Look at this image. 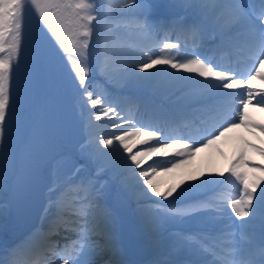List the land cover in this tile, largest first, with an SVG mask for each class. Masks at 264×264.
<instances>
[{"label":"snow or ice","instance_id":"1","mask_svg":"<svg viewBox=\"0 0 264 264\" xmlns=\"http://www.w3.org/2000/svg\"><path fill=\"white\" fill-rule=\"evenodd\" d=\"M97 2L0 0V188L9 170L16 164V155L11 149L13 122L26 120L27 135L31 132L33 120L35 101L29 103L27 99L31 94V86H22L19 79L26 9L34 10L47 30L48 35L44 40L50 36L59 52L63 53V59L70 64L75 74L80 103L82 106H90L91 118L101 121L103 117H108L114 129L122 127L116 123L118 120L123 119L127 124L122 134H113L110 138L100 137L98 143L82 147V152L91 149L90 156L98 162L94 174L80 176L81 166L75 168L63 181L50 185L46 212L51 211L52 215L47 227L12 246L7 261L0 259V264H39L38 261L25 258L37 240L46 243L47 251L55 257L53 264H96L91 259L94 255L106 248L115 252V234L108 227L114 223V210L107 200L106 177L109 170L119 178L124 189L138 194L143 198L142 202L156 205L154 215L157 219L152 222L153 230L160 218L183 220L195 218L201 213L227 215L229 208L239 218L238 224L233 222L239 233L254 229L259 221L262 238L259 260L242 255L243 250L237 243L236 233L229 228L218 239L211 241L201 234L177 235L174 247L187 253L186 258L157 264H264V180L250 183L246 173L239 171L242 163H248L244 161L243 154L228 170L234 180H227V183H236L237 190L235 193L229 190L215 201H201L193 196L195 189L209 182L207 179H200L199 183L196 180L182 182V185L160 191L154 182L161 168L160 163L153 161L147 167H142L145 157H151L160 149L174 144L180 147L174 156L187 158L199 147L213 145L235 128H259L264 132V125L253 123L247 115L250 104L264 108V89H256L252 85V80L256 78L264 81V0H258V8L254 0H183L185 5L198 9L200 18L190 22L181 17L162 15L159 11L161 6L156 0H120V8L135 7L141 11L134 22L139 34L159 35L161 31L177 34L176 41L166 38L160 49L162 53L164 50L176 49L174 55L153 56L149 51L141 50L142 58L131 57L122 61L120 80L127 86L136 89L155 88L162 95L178 97L177 106L168 109L144 101L145 107H150L155 117L149 123L136 122L131 111L127 117H122V105L112 102L114 97L96 91L93 80L89 78L93 70V48L90 45L95 50V70L109 80L113 78L115 48L112 30L106 28L101 33L99 29L116 9L112 0H108L105 15L101 16L97 11ZM185 34L192 39L190 50L187 43L182 45L180 42V37ZM241 36L245 38L244 47L251 61L247 73L221 64L214 55L208 54L223 49L226 44L239 40ZM42 64L43 54L38 57V66ZM129 103L135 104L137 101ZM109 113L112 116H108ZM206 118H211L213 125L199 139L191 133L183 132V129L191 128L197 122L206 123ZM141 135L148 139L136 143L146 147L134 153L135 145L130 143L131 138ZM44 140L42 134L37 145L25 157L26 168ZM182 162L183 159L167 161L163 170H169L168 164L178 167ZM253 167L264 171V167ZM219 175L223 177L224 173ZM149 193L161 199L154 200ZM170 197L172 200H169ZM177 202L182 206L176 207ZM4 207L0 202V211ZM62 233L65 234V242L61 245L55 237ZM68 233L72 234V239L67 238ZM206 254L217 259L208 261ZM104 264L120 262L107 259Z\"/></svg>","mask_w":264,"mask_h":264},{"label":"rangeland","instance_id":"2","mask_svg":"<svg viewBox=\"0 0 264 264\" xmlns=\"http://www.w3.org/2000/svg\"><path fill=\"white\" fill-rule=\"evenodd\" d=\"M112 2L116 10L108 17L106 22L100 25L99 31L102 33L106 28H111L112 30V42L115 48L112 62L113 78L109 80L95 70V50L94 46L90 45V47L93 48V70L90 72V79L93 80L96 91L102 93L104 96L114 97L115 100L112 101L114 103H117L116 99H118L120 103H123L126 99L119 98L115 94L111 95L110 87L123 92L136 88L129 87L120 80L121 68L123 66L122 61L131 57H135L137 59L142 58L143 54L141 50L149 51L153 56L174 55L177 51L176 49L164 50L163 53L160 49L162 48V44L165 42L166 38L173 42L176 40L168 37H159L156 33H152V38L151 35L139 34L137 30H135L134 22L135 19L141 15V11L135 7L120 8V0H112ZM156 2L161 6L159 9L161 14L167 15L169 18L178 14L176 9L179 7L188 8L192 11H198V9L194 7H186L187 5L183 3V0H156ZM107 4L108 0H98L97 11L101 16L105 15ZM256 7L258 8V6ZM32 12H34V10H32ZM35 34L39 37L40 44L46 52L45 56L47 60L56 51V47L53 42H51L52 40L50 36L48 37V40H44V37L48 34L45 26L41 22L38 25V29L35 31ZM181 41L188 42L189 40L182 38ZM181 44L183 45V43ZM50 47L51 49L49 50ZM190 49L191 47H189V50ZM183 50L184 49H181V51ZM35 52V56H38L39 52ZM59 59L60 65L62 64L63 66L62 71H60L58 67L57 69H47L49 71L45 72L40 82L36 86L33 85L38 89L39 93L37 96V102L32 108L33 120L31 124V135L26 145L28 156L32 148L39 142L41 135L44 134V143L35 152V157L31 160V163L35 169L49 181L50 185L57 181H63L64 178L71 175L77 167L82 166V171L80 172V176L82 177L94 174L98 166V162L94 157L90 156L91 149H89V151L82 152V147L93 145L94 142L98 143L100 137L110 138L113 134H122V130L127 128V124L124 123L123 119L116 122L122 127L114 129L111 126V121L108 120V117H103L101 121H95L91 118L89 112L90 106H82L80 103V98L75 87V74L72 73L71 66L67 60L63 59L62 52L59 54ZM143 74L144 73H141V75ZM184 75L187 74L185 73ZM61 76L64 83H62L61 80L58 81L57 79ZM258 83L261 87L264 86V81H261L259 78L252 80L253 87H255ZM148 89L155 91L164 100H166L167 104H163L160 106L161 108L168 109L169 107L174 108L177 106V96H171L170 98V94L162 95L155 88ZM151 102L157 105L155 102ZM138 109L145 110L138 111V118L146 119L148 114L153 115L152 109L150 107L146 108L144 101L139 103ZM247 115L248 119L253 123L264 125V108L256 107L255 110L247 108ZM108 116H112V113H109ZM41 117H43V121H41ZM122 117L127 116L123 115ZM14 123L17 124V127L12 130L11 149L17 156L20 146L23 144L26 136H28V134L26 135L25 133V127L28 122L25 120V122L21 124L20 120H15ZM252 129L253 132L248 133L246 137H239L242 135L241 128H235L221 136L213 145L208 147H199L198 150L194 151L193 154L187 158L174 156L175 152L180 150L179 145L174 144L172 147L160 149L151 157H145L142 167H147L149 163H153V161L157 160L160 163L161 168L158 170L154 182L157 184L160 191H166L177 185H182V182H188L190 180H196L197 183H199L200 179H207L214 182L219 173H224L226 177L230 178V180H234V178L229 176V171H225L227 169L224 164L230 163L231 166L238 158H240L241 154H243L244 161H247L248 163H242L239 171L246 173L247 179L250 183L256 180H264V171H262L261 168L253 167V165L264 167V151H261L264 150V132H261L259 128ZM145 131H147V129H145ZM146 139H148V137L144 135L131 138L130 143L135 145V147H133L134 153L141 151L146 147V145L138 144L136 142L138 140ZM251 145H255L256 147L253 148ZM173 159H183V162L180 163L178 167H171V165L168 164L167 167L169 170L164 171V164ZM15 171L16 164L14 168L9 170L5 177L3 187L0 188V202L5 205L4 209L0 211V259L4 261H7L8 259L9 249L15 245L14 243L21 239L27 230V226L20 220L9 218L7 216L6 199L8 186L15 174ZM108 172L113 173L111 170ZM106 179L108 180V204L114 210V223L110 224L108 227L109 230L115 234V252H113L111 248H106L103 252L91 257V259H94L96 264H104L105 259L119 261L120 264H129L133 261V258L131 253H129V245L131 246V244L127 237V231L125 228L128 224L130 228L136 229L140 234L144 231L142 226L137 223V214H139L137 212V207L145 202H142L143 198L140 197L136 199L138 205L135 203V207L127 206V203H124L122 197L123 194L119 191L113 190L114 183L122 187L119 178L116 176V180L114 181L113 177L109 176L106 177ZM230 185L227 190L235 193L237 190V184L233 183ZM217 187H220V184L217 185ZM258 192L259 189H257V193ZM45 194V197L49 198L48 190ZM149 196L151 198L155 197L152 196V194ZM155 198L161 199L160 197ZM146 207L148 208L147 205ZM150 209L155 212L156 205L152 204V208L150 207ZM227 211L230 212V215L229 218H226L227 220L225 222H227V224H222L223 232L231 228L232 231L236 233L237 243L240 242L242 245V255L246 256L249 252L250 244L254 242L255 238L252 237V231L250 230L246 233L238 232L237 234V230L233 222L235 221L236 224H238L239 218L234 216V213L231 212L230 208ZM128 215L133 218V221L128 220ZM200 215L197 216L199 217L198 220L196 217L185 218L183 220L160 218L155 230H153L152 225H147V237H162L158 247L160 251L158 250L156 255L159 254L162 256L164 261H172V256L185 253L177 248H172V246L174 247V240L176 236L183 235L182 230L178 229L181 226L185 228H193L200 234H204L205 237H207L205 233H215L213 228L215 227L216 217H207L202 219ZM123 217L124 220H122ZM39 219L41 221V218ZM156 219L157 218L155 217L154 221ZM197 221H199L200 224L196 227H192V225ZM134 224H137V226L134 227ZM258 224L259 221H257L254 229H257ZM202 225H205V227H202ZM63 236H65V234H63ZM67 237L73 238L71 233H68ZM13 239L18 240H15L14 242ZM168 241L170 245L167 244ZM134 246L136 249L141 251V254L144 257L147 252V248L140 241H136ZM259 252H254L256 259L257 257L260 258ZM205 258L208 261L217 259L212 257L210 254H206ZM39 262L41 263L42 260H39ZM53 262L54 261L50 262V264H53ZM157 262L158 260L151 256L150 258H145L140 264H157Z\"/></svg>","mask_w":264,"mask_h":264},{"label":"trees","instance_id":"3","mask_svg":"<svg viewBox=\"0 0 264 264\" xmlns=\"http://www.w3.org/2000/svg\"><path fill=\"white\" fill-rule=\"evenodd\" d=\"M40 24V21L38 20L37 15L32 12V9H26L25 12V18H24V27L22 29L23 32V38H22V47H21V53H20V69H19V79L21 82V85L29 84L31 86V94L28 95L27 99L29 103H32V101L37 102V96H38V89L35 88L33 85H37L40 80L43 78L45 72H48V68H46V52L43 50V46L40 44L39 37L35 34V31L38 29V25ZM52 42V41H51ZM40 44V47H39ZM51 47L49 48V50ZM38 51V56L36 55V52ZM43 54V64L41 66H38V57ZM63 67H59V70L62 71ZM90 78V76H89ZM58 81L61 80L62 83H64V80L61 77L57 78ZM34 103V104H35ZM25 120H20L21 124ZM20 126V125H18ZM17 127V124L13 122V128L14 130ZM113 177L116 180V175L113 173H110L108 177ZM114 180V181H115ZM114 191H119L123 194V200L124 203H127V206L131 207L134 203H136V199L140 197L138 194L133 193L131 190H125L121 188L118 184H113ZM150 194V193H149ZM137 217L139 218V222H141L142 226L145 228V233H148L147 231V224L152 225V215L151 212L146 209V205L139 206ZM124 218V217H123ZM131 218V217H128ZM136 231V230H134ZM135 236H131L132 240L141 241L144 242V237L141 234H137V232H134ZM161 238H154V239H146V243L150 248H152L151 252L154 249H157V245H159Z\"/></svg>","mask_w":264,"mask_h":264},{"label":"water","instance_id":"4","mask_svg":"<svg viewBox=\"0 0 264 264\" xmlns=\"http://www.w3.org/2000/svg\"><path fill=\"white\" fill-rule=\"evenodd\" d=\"M53 42L56 45L54 40ZM58 52L59 49L49 58L46 63L47 67L53 68L58 65ZM30 134L31 132L17 152L16 171L9 185L6 205L9 217L17 218L32 227L37 222L39 211L45 200L44 192L49 184L44 177L37 173L31 163L27 168L25 167L26 145Z\"/></svg>","mask_w":264,"mask_h":264},{"label":"bare ground","instance_id":"5","mask_svg":"<svg viewBox=\"0 0 264 264\" xmlns=\"http://www.w3.org/2000/svg\"><path fill=\"white\" fill-rule=\"evenodd\" d=\"M241 38L245 42V38L243 36ZM254 88H256V89H264V86L261 87V85L258 83V84L255 85ZM237 91H239V89ZM247 108H251L252 110H255L256 109V107H253L251 104ZM241 134L242 135H246V133H243V131H241ZM48 202H49V198H46L45 197L44 206L40 210V218H41V220H44L45 221L46 227H47V224L49 222V219L51 218V215H52L51 211H47L46 212V209L48 208ZM40 227L41 226H38L36 229L32 230L30 233H28L27 235H25L24 238L22 239V242L25 241V240H27L34 233L38 232V230H42V228L41 229H38ZM55 239H56V237H55ZM25 258L27 260H29V261H38L39 262V260H42V262L44 261L45 264L47 262H48L47 264H50V262H49V253L47 251V245H46V243L37 240L34 243V246L26 253Z\"/></svg>","mask_w":264,"mask_h":264}]
</instances>
